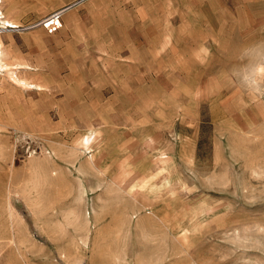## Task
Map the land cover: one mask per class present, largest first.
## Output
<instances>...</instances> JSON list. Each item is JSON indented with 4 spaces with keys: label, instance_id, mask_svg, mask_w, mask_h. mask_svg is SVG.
<instances>
[{
    "label": "rangeland",
    "instance_id": "obj_1",
    "mask_svg": "<svg viewBox=\"0 0 264 264\" xmlns=\"http://www.w3.org/2000/svg\"><path fill=\"white\" fill-rule=\"evenodd\" d=\"M0 1V264H264V0Z\"/></svg>",
    "mask_w": 264,
    "mask_h": 264
},
{
    "label": "built area",
    "instance_id": "obj_2",
    "mask_svg": "<svg viewBox=\"0 0 264 264\" xmlns=\"http://www.w3.org/2000/svg\"><path fill=\"white\" fill-rule=\"evenodd\" d=\"M59 16L60 15L58 13H52L48 18L42 21L47 34H52L53 32L57 31V29L59 28V22H58ZM8 28H13V27H8Z\"/></svg>",
    "mask_w": 264,
    "mask_h": 264
},
{
    "label": "bare ground",
    "instance_id": "obj_3",
    "mask_svg": "<svg viewBox=\"0 0 264 264\" xmlns=\"http://www.w3.org/2000/svg\"><path fill=\"white\" fill-rule=\"evenodd\" d=\"M8 27H13V28H10V29H14V28H17L18 26L16 24H13V23H10L8 20H4L3 19V16H1V12H0V29L2 28H8ZM1 31V30H0ZM1 51H0V59L2 57L1 55ZM0 67L2 68L3 71H5L3 69V66L0 64ZM1 72V71H0ZM17 82H20L17 78H14Z\"/></svg>",
    "mask_w": 264,
    "mask_h": 264
},
{
    "label": "crops",
    "instance_id": "obj_4",
    "mask_svg": "<svg viewBox=\"0 0 264 264\" xmlns=\"http://www.w3.org/2000/svg\"><path fill=\"white\" fill-rule=\"evenodd\" d=\"M0 2H1V1H0ZM0 12H1V11H0ZM3 19H4V20H8L10 23L16 24L15 22H13V21H11V20L5 18L4 16H3ZM14 30L19 31L20 29H18V30H17V29H14ZM1 55H2V54H1ZM2 57H3V55H2ZM2 57H1V59H0V64H1V65L4 64V63H3L4 60H3ZM4 70H5V69H4ZM5 71H6V70H5ZM14 80H15V79H14ZM15 81H16V80H15ZM86 139H88V138H86Z\"/></svg>",
    "mask_w": 264,
    "mask_h": 264
}]
</instances>
